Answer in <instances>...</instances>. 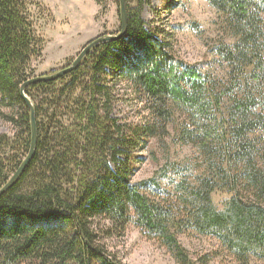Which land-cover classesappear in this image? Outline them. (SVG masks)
<instances>
[{
    "label": "trees",
    "instance_id": "trees-1",
    "mask_svg": "<svg viewBox=\"0 0 264 264\" xmlns=\"http://www.w3.org/2000/svg\"><path fill=\"white\" fill-rule=\"evenodd\" d=\"M209 1L237 37L217 48L230 85L180 61L161 32L146 28L141 14L150 0H126L124 36L92 49L70 73L25 88L37 143L20 181L0 195V264H119L98 238L97 219L123 228L132 222L181 264H190L177 239L187 228L215 235L241 258H264V153L251 137L264 129L256 111L264 97V0ZM43 46L25 0H0V120L11 130L0 133V188L30 151L31 112L21 87ZM119 81L146 96L156 126L130 131L113 117ZM177 113L184 119L176 125ZM170 125L206 160L194 184L179 180L176 205L143 192L145 182L130 178L129 157L120 159L131 134L157 136ZM222 189L232 196L219 209L212 194Z\"/></svg>",
    "mask_w": 264,
    "mask_h": 264
},
{
    "label": "rangeland",
    "instance_id": "rangeland-1",
    "mask_svg": "<svg viewBox=\"0 0 264 264\" xmlns=\"http://www.w3.org/2000/svg\"><path fill=\"white\" fill-rule=\"evenodd\" d=\"M168 1H173L172 8L168 7ZM25 2L36 32L44 40L42 55L31 63L32 77L68 66L91 40L101 35H116L121 30L118 0ZM131 5L139 6V0H131ZM141 18L147 29L161 32L180 61L198 66L220 86L231 84L230 68L218 55L217 48L222 43L235 42L237 37L229 32L220 12L209 0H150L144 4ZM116 87L112 113L120 125L128 126L130 131L157 125L149 109L150 103L142 92L125 81H119ZM229 106L227 96L224 116ZM256 111L264 115V97ZM175 117L176 125L184 119L182 113ZM10 131V126L0 120V133ZM165 131L157 136L131 134V148L120 159L129 157L130 178L135 183L145 182L143 192L157 201L176 205L175 186L182 177L194 184L206 172V160L197 146L180 141L172 127L167 126ZM251 137L260 141L259 149L264 153V129H257ZM111 166L114 167L112 163ZM227 191L215 190L212 194L219 209L232 196ZM242 195H247V191ZM96 224L95 230L107 254L119 264H181L165 244L157 238H149L132 222L124 228L104 219H97ZM177 239L186 250L190 264H264V258L256 255L248 259L239 257L213 234L187 228L178 232Z\"/></svg>",
    "mask_w": 264,
    "mask_h": 264
},
{
    "label": "water",
    "instance_id": "water-1",
    "mask_svg": "<svg viewBox=\"0 0 264 264\" xmlns=\"http://www.w3.org/2000/svg\"><path fill=\"white\" fill-rule=\"evenodd\" d=\"M119 1V16H120V21H121V30L118 34L113 35V34H106V35H101L97 37L95 40L90 42L88 45H86L77 55V57L74 59V61L65 67H62L61 69H58L56 71H53L51 73L47 74H41L37 75L35 77H32L28 81H26L22 87H21V93L23 97L25 98L31 112V146H30V151L25 158V160L22 162V164L19 166V168L15 171V173L11 176L9 181L2 187L0 188V195L5 193L7 190H9L23 175L24 170L29 163V161L32 159L34 151L36 149V143H37V126H36V118H35V109L32 101L30 98H28L25 95V88L28 85L35 84L38 82H46V81H51L54 79H58L61 76L70 73L71 71L75 70L79 64L82 62L84 57L89 54L92 48L98 46L99 44H102L107 41H112L121 38L124 36V34L127 31L128 28V8H127V2L126 0H118Z\"/></svg>",
    "mask_w": 264,
    "mask_h": 264
},
{
    "label": "bare ground",
    "instance_id": "bare-ground-1",
    "mask_svg": "<svg viewBox=\"0 0 264 264\" xmlns=\"http://www.w3.org/2000/svg\"><path fill=\"white\" fill-rule=\"evenodd\" d=\"M95 39H96V38H95ZM95 39H93V40H95ZM93 40H91L90 42H92ZM90 42H89V43H90ZM89 43H88V44H89ZM88 44H87V45H88ZM99 45H101V44H99ZM99 45H98V46H99ZM98 46H96V47H98ZM96 47H94V48H96ZM94 48H92V49H94ZM92 49H91V50H92ZM89 53H90V52H89ZM87 55H88V54H87ZM87 55H86V56H87ZM86 56H85V57H86ZM73 61H74V60H73ZM73 61H72V62H73ZM178 62H179V61H178ZM69 65H70V64H69ZM79 65H80V64H79ZM30 79H31V78H30ZM28 80H29V79H28ZM25 95H26V94H25ZM26 96H27V95H26ZM19 181H20V180H19Z\"/></svg>",
    "mask_w": 264,
    "mask_h": 264
}]
</instances>
